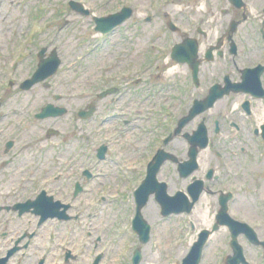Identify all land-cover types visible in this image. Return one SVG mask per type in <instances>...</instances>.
Listing matches in <instances>:
<instances>
[{
	"label": "rangeland",
	"instance_id": "obj_1",
	"mask_svg": "<svg viewBox=\"0 0 264 264\" xmlns=\"http://www.w3.org/2000/svg\"><path fill=\"white\" fill-rule=\"evenodd\" d=\"M70 1L71 0H3V4L0 7V56L8 58L10 55L13 56L14 53L26 52L29 46V50L31 46L34 47L31 49V53H33V58H31L33 61L32 65L30 60H27V57L21 64V67L18 68V65L16 66V75H18L19 78L23 79V77H25L28 68L30 74H33L37 69L38 63L36 55L39 52L40 46L50 48L57 47L60 52L62 51L64 62L66 63L70 60H75V66L73 65L70 67L69 65H64V68L62 66L59 74L53 76L52 81H50L49 78L46 80L47 83H37L29 90H22L21 87L16 84L10 88V91H3L6 92L3 95L6 97L4 99L5 106L7 99L10 97L11 100L9 103H11L13 95L16 94L14 97L16 102L12 109L16 107L21 110V113H16L18 124H24L22 122L30 118L27 114L28 110H35L39 108V106L54 104L55 106L65 107L70 112H67V114H69L65 116L66 119L51 118L37 123L39 125H45L46 127L63 124L73 129L72 125L84 124L75 121L70 123L72 121V119H70L71 115L77 109L75 105L76 100H73V95L77 96L76 92H90L94 94V92L99 91L103 87H109L110 85L119 86L122 81L126 82V86H128L126 89L128 95L125 97V100L128 101L129 116L131 115L130 112L141 107V104H134V102L139 99L140 96H147V94L151 92L153 83H155L153 87L155 89V93H153L155 96L149 102V107L154 108L153 103L157 104L160 100L164 103V98L179 96L180 88L183 86L182 82L186 81L182 74L184 69L182 67H177L179 64L172 66L174 62L169 56L158 51V48L155 47L159 44L162 45L168 40L171 41L169 35L167 38L163 37L165 35L163 29L166 28V23L164 21L166 20L163 19V16L160 14V9H163V5H160L159 1L157 2L156 12L154 13L153 11H149L150 6L147 3H149L150 0H76L85 4L84 8L89 10V15H82L75 11L71 8L69 4ZM206 1L207 0H189L183 9H185L187 13H192V15L198 17L200 16V12L204 14L206 11L205 9L199 11L201 8H204ZM211 2H213L212 8L215 12V0H208L207 5L211 8L209 6ZM123 5L128 6L129 9L132 10V16L128 18L124 24L117 26L106 37L99 39L101 32L96 31L95 17H101L104 13L108 12H116ZM41 7L43 11L39 10ZM168 8L171 9V7ZM168 11L170 12L169 9ZM149 12L154 14L152 17L150 16L152 18L151 22L146 23V19L150 14ZM141 24L142 27L140 28ZM214 24L215 21L211 23L212 28L215 27ZM123 30L125 31L123 32ZM27 35L28 37H26ZM30 37H32V39ZM157 37H159V40H157ZM26 38L31 39H29L30 43L27 44V47L24 46ZM15 40L17 45L14 46V43H16ZM13 49L14 52L12 53ZM29 50L27 53H29ZM50 50L51 49H49V51ZM126 64L127 68H125ZM4 66L3 62H0V78L8 75V70H6ZM131 66L132 69L130 68ZM174 67H177V69H173ZM124 68L128 72V75H126L127 78L125 77L126 80H115L117 75L111 72L116 69L122 70ZM142 68L144 72H146L145 75L148 79L144 76V81L142 80V82L139 81L138 83V79H133L141 76ZM173 72L176 74V81L173 80ZM153 73L160 74V76L157 77L156 75L154 78L155 75L152 76ZM132 74H134V76H132ZM100 75H105V77L100 79ZM76 79L81 80L77 85L74 84V80ZM56 83L67 84L66 89H64V94H68L70 100L68 98L67 101L64 99L56 100L55 97L53 98V94H57L58 90L60 92V89L56 90L53 87V84ZM171 83H175L176 86L171 85ZM162 87H164V90L160 89ZM175 87H177V90ZM111 96L112 94H108L106 97ZM106 97L101 99H106ZM240 98L242 99L244 96H236V102ZM234 99L235 97L233 96H231V98L222 99L220 105L216 107V109L210 112L208 111L207 115L209 114V117L215 119L220 116L218 113L220 112V114H223V121H227L225 123L226 132L220 136L221 142L219 141V143H222L225 151L229 153L230 159L233 162L232 167L236 169V176L233 178L225 177V181L218 182L214 189L212 187V190L215 192L212 191L204 194L203 198H201L202 200L197 204L190 215L181 214L163 217L161 215L160 205L152 197L148 205L143 209V215L152 226L151 239L146 244H140L137 235H132L133 232L130 228L131 221L129 222L128 219L130 216L133 218L135 214V188L133 186L137 182V177L136 179L133 178L134 176L131 178L128 177V180H126L122 179L120 174L124 169L130 166L131 162L143 157V151L146 150L149 145H145L144 143L153 138L152 134H143L141 138L137 139L134 145L136 150H132L129 157L130 160L128 159L127 161L124 157L126 153L125 147H127L129 143L132 144L131 141H134L135 137L132 132L133 125H131L132 140L123 139L119 140V142L114 140V142L118 143L119 147L111 146L112 151L107 156V159L98 165H95L92 159L90 164L92 168L99 173V176L93 184H90V193L74 197L72 193L74 186L72 188V185L74 184L76 173L71 179L67 178L60 182H54L53 174L56 175L57 168L52 170L49 178L46 180H48V182L53 181L49 184L51 190L55 189L60 191L57 199H61L64 203L70 202L72 205L76 206H83L85 204L86 206L88 205V209L89 206L96 205V207L92 206L94 207L93 210L96 213L95 215H97L93 222V227L90 229L91 226L85 224V226L79 229L75 226L73 233L74 242L81 239V242L97 243L99 246L98 251L103 254V258L99 264H132V257L130 258V254L132 253L133 256L135 249L138 247H140L143 252L140 264H179L188 254L194 241H196L198 233L202 229L211 230L212 228L211 225L208 226L206 222L202 221V217L206 215L208 220H212L213 224L216 222V215L220 209L219 198L221 196L218 194V189L220 188L224 190L223 192H227L228 190H232V185H238V187L236 188L235 199L231 204L230 214L232 217L241 221H247L251 225L254 221H257L256 224L261 222V225H256V229H258V233L262 238L264 236V205L262 204V200H264V151L260 150L256 153L257 156L260 153L259 159L255 158V155L247 158L248 155H251L252 148L257 141L251 138L249 131L237 133L233 129V131L229 129L228 123L233 117L231 114L234 108ZM96 102L101 107L106 104L99 99H96ZM36 104L38 105L36 106ZM263 108L264 106H261L259 110L262 117L264 115ZM103 112V110L99 111L100 114ZM145 112L148 117L153 115L149 112L148 108L145 109ZM227 112L230 113L226 114ZM236 113H238V111ZM125 117H127L126 113L122 116L118 115L116 118L112 117L110 119L111 122L106 123V125L110 124L108 125L109 128L114 127V130H116L119 126H122V120ZM197 119H195V121ZM195 121L191 123L190 128H188L189 130L196 128ZM212 125L213 120H210L208 125L209 137L213 136V140L216 143L218 138L213 135ZM108 126L106 128H108ZM144 127L148 128V124L145 123ZM135 128L136 126L134 129ZM183 133H185L184 129L174 140L173 144L175 146H173L180 155H184V160H188V156H185ZM102 139H104L103 136ZM221 146L220 144L217 146L212 145L208 150L210 153H204L202 155L201 163L205 170L208 167L215 168V163L217 162L215 149ZM241 147L245 148L248 152L246 158L239 156ZM86 148V146H83V150H86ZM218 151H220V148ZM188 152L189 148L187 145V154ZM81 154L84 157V152L82 153V151H80V155ZM57 156L59 155L56 153L55 157ZM177 158L181 160V157ZM205 158L208 159L207 163L204 161ZM53 163L57 162L54 160ZM167 166L165 167V172L160 176V179L169 184V193L174 194L175 190L186 186V184L182 181L183 179L179 176L175 166L170 167V164H167ZM205 170L203 169L202 171L206 172ZM132 172L133 171L129 170L128 174H132ZM167 172L168 177L166 176ZM69 175H71V173ZM48 182L46 183L48 184ZM7 185L8 182L2 179L0 175V204L2 201L5 202L8 199V191L6 190ZM118 185H122L121 190H118ZM208 185L209 184H207V186ZM68 190H70V192H68ZM103 197H105V199H103ZM79 211L80 210H77V212ZM71 213H74V211ZM4 214L5 213H0L1 225L5 222L3 220ZM71 224L70 221L66 223L61 222L57 224V226L70 227ZM68 229V231H72L71 228ZM88 232H90V234H88ZM98 235L103 236L101 241L98 240ZM61 236V239H63L64 232ZM230 239L231 235L227 227H222L219 231L213 233L205 248L201 264H226V257L233 254L230 247ZM239 242L244 248L249 264H263L262 247L250 244L244 236L239 238ZM105 243H107L108 249L104 248ZM124 243L126 244L124 249L128 248L129 251V257L126 259L121 255ZM62 253L63 252H61V254ZM20 260L23 261L27 259ZM51 264H53L52 260Z\"/></svg>",
	"mask_w": 264,
	"mask_h": 264
},
{
	"label": "flooded vegetation",
	"instance_id": "obj_2",
	"mask_svg": "<svg viewBox=\"0 0 264 264\" xmlns=\"http://www.w3.org/2000/svg\"><path fill=\"white\" fill-rule=\"evenodd\" d=\"M158 1L160 5H163V9H160V14L163 16V19L166 20L164 21L166 23V28L163 29L165 33L163 37L167 38L169 35L171 41L168 40L162 45H156L155 47L158 48L157 50L165 53V55H168L170 58V53L176 45L194 41L198 48L196 60L199 62V66L198 73L197 75L195 74L197 78L190 64L186 63L177 66L184 69L182 74L184 80H186L182 82L183 86L180 88L179 96L164 98V103L160 100L157 104L153 103L154 108H151L148 105L155 96L153 94L155 93V89L153 88L155 83H153L151 92H149L147 96L143 95L141 97L139 94L140 98L137 99L134 104H141V107L130 112L131 115L129 116V105L128 101L125 100V97L128 95V91H126L128 86H126V82L122 81L126 80L127 76H125L126 78L119 76L118 74L121 70L116 69L111 73L117 75L119 78L116 77L115 80L122 81L119 86L110 85L109 87H103L99 91L94 92V94L90 92L79 94L76 92L77 96L73 95V100H76L75 105L77 109L71 115L70 119H72V121L70 123L75 121L84 124L72 125L73 129L63 124L46 127L45 125H39L37 122L51 118H36V115L41 112L43 106H39V108L35 110H28L27 114L30 118L25 119L24 122H22L24 124H18L16 113H21V110L16 107L12 109L16 102L14 99L16 94L13 95L11 103H9L11 100L9 97L6 101V106L4 105V99L6 97L3 95L6 92L3 91H10V88L16 84L21 87L22 81L32 75L29 73V68L23 79L15 74L17 69H14L9 75L0 78V175L2 179L8 182L6 186L8 199L6 198L7 200L5 202L2 201L0 204V213H5L3 215V220L5 222L3 225H1L0 222V264H51V260L53 264H95L96 257L100 255L99 262L97 263L99 264L103 258V254L97 251L98 245L94 242H74L73 238L75 226L80 229L83 224H88L89 226L93 225L97 217L93 210L96 205H92L94 207L89 206L88 209V205L76 206L68 202L67 221H70V224L74 223L71 224L70 227L55 226L53 221L50 223L48 219L43 220V215H38L34 207L25 205L27 202L34 201L44 192L46 194L60 193L59 190H50L47 186H44V182L49 178L50 172L57 168L56 175L53 174V177H55L54 182H60L67 178L71 179L76 173L75 181L83 180V183L81 182V190L77 195H75L76 189L73 190V196L78 197L81 194L90 193L89 186L91 183L86 186L82 171L86 169H88V171L92 170L94 173L92 174L95 176L92 178L93 180L99 176L90 164L92 159L95 163L98 147L105 145L104 139L107 138H112L111 142L113 143L114 137L116 136L118 139L132 140V132L135 135L134 141H131L132 144L129 143L127 147H125L126 153L124 157L127 161L128 159L130 160L129 157L132 150H136L134 145L137 139L141 138L143 134L153 135L150 141L144 143L145 145H149L147 149L143 151V157L131 162V164H139V168L132 172L134 175L133 178L137 177V179H142L145 175L146 161L148 157L152 156L155 148L165 149L176 157H181L180 161H184V155H180L173 144L177 136L173 137L168 142H166V138L174 131L179 119L189 112L193 102L195 100L204 99L208 95L212 85L226 84L227 77H229L232 82H240L243 76V70L258 69L260 67L264 68V0H215V12L212 8L213 2H211V4L208 3L211 7L209 8L207 0L204 8H202L206 11L204 14L200 12V16L198 17H195L192 13H187L185 9H183L189 0H150L149 3H147L150 6V12H156ZM168 7H171L172 10ZM202 9L199 11H202ZM154 13L151 14L153 15ZM151 20L152 18L150 16L146 19L148 22H151ZM214 21L215 27L212 28L211 23ZM141 27L142 24L140 25V28ZM157 40H159V37H157ZM45 48V58L51 56L50 52L52 50L56 51V55L61 61L59 71L62 66L64 68V65L68 66L69 63L72 62V60L67 63L64 62L62 51L60 52L57 47ZM49 49L51 50L49 51ZM27 57V60H30L32 65L33 61L31 58H33V53L30 52ZM36 58L38 63V57ZM10 61L11 58L1 57L0 59V62H3L6 69ZM174 65L177 64L173 63L172 66ZM177 67L173 69H177ZM145 74L146 72H144L142 68L141 76L133 80L138 79V83L139 81L142 82V80L144 81L143 77H146ZM173 74V80L176 81V74L174 72ZM156 75L157 77L160 76V74L157 73H153L152 76L155 78ZM103 77H105V75H100V79ZM52 79L53 77L50 78V81H52ZM261 80L264 87V71ZM80 82V79L74 80L75 85ZM66 85V83L53 84L56 90L60 89V92L58 90L57 94L52 95L53 98L55 97L56 100L64 99L66 101L68 98L70 100V96L64 94ZM171 85L176 86L175 83H171ZM111 88L116 90L115 95L106 97V99H101L100 94L104 90ZM160 89L164 90V87ZM175 89L177 90V87H175ZM242 95L244 98H240L236 102V96ZM231 96L235 97V99L233 112L231 114L233 117L228 123L229 129H233L237 133L249 131L251 138L252 134H254L262 141L264 115L262 117L259 110L261 106H264V99L257 98L252 93L245 92L231 94L225 98H231ZM96 99L105 102V106L101 107L97 104ZM221 100L216 103L218 106ZM246 101L250 103V113H247L243 106ZM38 104H36V106ZM146 108L153 114L151 117L146 115ZM100 110L104 111L102 114L110 115L114 118L118 115L122 116L124 113L127 114V117L122 120V126L114 130V127L109 128L108 125L110 124L106 125V123L111 122L110 120H106L102 125L98 124V117H104L99 113ZM237 111L238 113H236ZM67 112L69 111L66 109V112L62 116L53 119L65 118V116L70 113L67 114ZM89 112H92L90 118L83 119L81 117L82 113L87 115ZM218 113L220 117L216 119L212 125L213 135H215L218 140L215 143L212 136L210 144L211 146L220 144L223 147H219L220 151H218L219 148L215 149V156L217 158L215 168L206 167L207 169L205 170L202 163H200L195 173V177L199 175V179H208V186L210 191L213 192L215 191L212 190V187L214 189L218 182L225 181V177L233 178L229 173V169L226 167V163L229 166H233V162L230 159L229 153L225 151L224 145L219 143L220 136L226 132L225 123L227 121H223V114H220V112ZM228 113L230 112L226 114ZM257 119L260 121L256 122ZM210 120H212V118H210L209 115L207 117L206 113L198 116L196 121L195 119L192 120L183 128L185 131L183 136L184 134L192 133L202 121L205 122L209 131L208 125ZM193 121H195L196 128L189 130L188 128H190ZM233 122L238 125V128L232 125ZM145 123L148 124V128L144 127ZM131 125H133L132 132L130 129ZM107 126L108 128H106ZM135 126L136 128L134 129ZM217 126L220 127L221 134L216 133ZM102 136L104 139H102ZM183 140L185 145V156H188L187 145L189 148V144L184 137ZM83 146L87 147L86 150H83ZM208 150H203L200 153V161L204 153H210ZM80 151H82V153L84 152L85 158L82 154L80 155ZM111 151L112 147L109 145L107 156ZM246 152L247 150L241 147L239 156L244 157L243 155ZM56 153L59 156L55 157ZM54 160L61 165L53 163ZM204 161L207 163L208 159L205 158ZM167 164H170V167L175 166L178 172L177 164L170 161L163 165L159 176H162V173L165 172ZM201 169H204L206 172H203ZM210 169H214L211 176L212 179L208 178ZM233 170L236 171L234 168ZM127 172L126 170L122 171V179L128 180L126 177ZM70 173L71 175H69ZM166 176L168 177V172ZM92 179L86 180V182H90ZM218 190L220 196L224 190L220 188ZM68 192H70V190H68ZM77 210L80 211L77 212ZM72 211H74V213H71ZM58 224H60V221ZM68 228L72 229L70 232L73 237L68 234ZM63 232L66 236H63V239H61V234ZM61 252L63 253L61 254ZM20 259L27 260L21 261Z\"/></svg>",
	"mask_w": 264,
	"mask_h": 264
},
{
	"label": "water",
	"instance_id": "obj_3",
	"mask_svg": "<svg viewBox=\"0 0 264 264\" xmlns=\"http://www.w3.org/2000/svg\"><path fill=\"white\" fill-rule=\"evenodd\" d=\"M75 7V6H73ZM77 9V7H75ZM130 14V11L126 14H116L113 16H110L107 18L104 22L101 20H98L99 23V29L103 31H107L114 27L115 25L121 23L124 19H126ZM194 54L195 51H190L184 47L177 46L174 49V56H176L177 61L185 62L186 56L190 57ZM186 55V56H185ZM190 58L189 60H191ZM59 60L56 57H53V59L49 61H42V63L39 64V69L33 76V78L30 81H27L23 87L26 89L31 88L34 84L37 82H40L49 76L53 75L59 66ZM229 85V83H228ZM260 87V83L258 80V83L256 81V76H251L249 72H246V75L244 76V83L240 84V86H236L237 88L235 91H247V92H253L255 95H259V92L257 90V87ZM230 87H233V85ZM240 87H242L240 89ZM245 87H250L246 88ZM253 87H256V90L253 89ZM231 91V88L226 89H220V86H216L211 91V95L205 99L204 101H198L196 105L194 106V109L190 113V115L182 120L180 123V126L178 128V131L192 118H194L197 114L200 112L206 110L209 107H212L213 104L216 102L217 99L221 98L226 93H229ZM58 108H55L52 105H48L43 109V112L38 115L40 118H45L48 116H57L60 114H63L65 111H57ZM191 141L195 144L191 150V160L184 164V168L189 165L192 166V168H189L186 170L183 175L186 177L190 175L195 169H196V157L198 154L197 150V143L198 146L201 148H205L207 146V132L204 128H202L199 132H196V135L191 138ZM167 159V156L164 154H160L155 161L154 164L150 166L149 173L147 179L144 181V183L141 185V187L135 192L136 197V203H137V215L133 222L134 230L139 234L140 240L142 243H147L150 239V225L146 222L144 219L141 210L143 207L148 203V200L152 194L155 193L157 201L162 206V214L164 216H169L173 213L175 214H181L184 212H190L193 205L196 203V201L199 199L200 194L202 192L201 188H196L194 186L191 187V194L193 197V203H189L185 198H182L180 195L175 197H170L167 194V186L166 184H160L157 180V174L159 172V169L161 165L164 163V161ZM231 195L227 194L220 200L221 208L217 215V223L215 224L213 228V232L217 231L221 226H228L229 230L231 232V242L230 245L234 251V254L232 256H228L226 259V264H247L244 254H243V248L238 243V236L241 234H246L248 239L251 243L255 245H262L264 247V241L261 242L257 239L256 234L254 231L246 224L240 223L234 219H232L228 214V201L230 200ZM42 206L40 203H37V208L40 209ZM50 216H58V214L53 211L51 212ZM212 232L210 231H203L199 235V240L194 244L192 247V250L190 251L189 255L184 259L182 264H199L201 257H202V251L205 247L206 241L209 237V235ZM141 260V253L138 249L134 256V264H138Z\"/></svg>",
	"mask_w": 264,
	"mask_h": 264
},
{
	"label": "bare ground",
	"instance_id": "obj_4",
	"mask_svg": "<svg viewBox=\"0 0 264 264\" xmlns=\"http://www.w3.org/2000/svg\"><path fill=\"white\" fill-rule=\"evenodd\" d=\"M202 221L206 222V224L209 226L212 224V220H208V217L205 215L204 217H202ZM211 221V222H210ZM211 223V224H210ZM218 236V235H217Z\"/></svg>",
	"mask_w": 264,
	"mask_h": 264
}]
</instances>
